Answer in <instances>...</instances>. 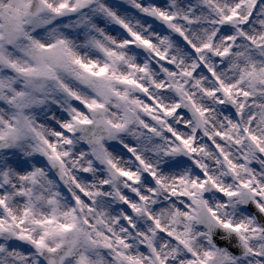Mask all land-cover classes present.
<instances>
[{
	"label": "snow or ice",
	"instance_id": "1",
	"mask_svg": "<svg viewBox=\"0 0 264 264\" xmlns=\"http://www.w3.org/2000/svg\"><path fill=\"white\" fill-rule=\"evenodd\" d=\"M0 264H264V0H0Z\"/></svg>",
	"mask_w": 264,
	"mask_h": 264
}]
</instances>
